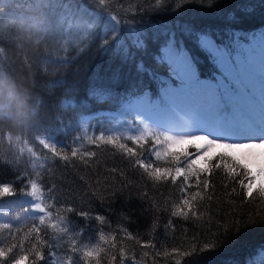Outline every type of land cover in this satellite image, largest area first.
I'll list each match as a JSON object with an SVG mask.
<instances>
[{"label": "trees", "instance_id": "16d2710c", "mask_svg": "<svg viewBox=\"0 0 264 264\" xmlns=\"http://www.w3.org/2000/svg\"><path fill=\"white\" fill-rule=\"evenodd\" d=\"M63 2L72 3V0ZM77 2L83 7L84 0ZM177 2L181 6L174 14L134 16L135 26L148 40V45L140 52L130 47L128 59L124 62L123 52L117 53L112 33L105 31L103 25L97 28L94 40H82L74 28L64 26L62 32L38 43L37 38L44 35L39 24L41 14L58 18L63 11L52 9L57 0H0V26L10 24L0 36V181L14 182L17 192L16 196L0 197V225L12 223L15 235L13 239L8 230L0 226V247L6 250L16 244L17 248L9 253L10 257L27 255V264H46V247L43 249L46 254L44 261H36L31 250L32 245L37 244V236L29 229L35 224L41 229V236L52 244L61 245L57 249L58 257L61 261L66 260L67 244L64 238L51 239L56 234L50 224L68 216L70 228L83 226L86 229L82 240L95 241L100 245V264H120L121 251L124 264H133V260L135 264H177V261L180 264H264V193L257 189L253 197H245V190L224 167L226 163L231 164L229 158L212 161L207 191L202 185L197 188L195 177H190L192 187L188 191H200L194 209L198 214L202 212L203 216L194 219L189 214L185 220L173 215L182 197L179 187L182 178L175 184L168 177L156 181L130 163L122 150L111 145L101 143L96 147L85 140L79 147L95 153L84 157L86 165L79 155L72 158L70 151L69 161L64 162L53 159L35 141L28 143L45 133L58 142L69 143L83 120L96 133L112 134L104 125L120 117L128 120L134 115L121 114L125 102L121 97L131 86L141 94L148 91L153 100L157 99L160 87L157 78H167L168 70L154 58L159 54V46L167 39L166 33L174 32L177 41L183 42L194 59L200 78L210 79L217 69L199 48L195 33H206L218 44L231 45L233 32L240 35L264 28V0ZM129 4L133 8L137 5L148 7L146 0H123L122 5L120 0H112L113 9ZM249 6H253L254 11H241ZM230 16L234 18L230 19ZM185 28H190L192 35L185 34ZM120 35L127 39V28L122 26ZM105 36L108 39L106 44L102 43ZM254 53H259L258 43ZM141 62L145 71L138 73L136 64ZM257 83L260 96V83ZM94 87L111 91L105 92L106 98L100 100L90 94ZM64 101H70V106L61 107ZM173 104L177 106L176 101ZM127 144L141 153L140 158L151 161L153 168L174 169L178 166L172 155H165L166 145L156 147L151 142L133 145L130 141ZM28 148H33L37 157H31ZM152 148L160 152L158 157L150 151ZM187 150L189 153L196 151L191 147ZM40 152L47 155V160L40 156ZM218 162L221 167L216 169L214 165ZM151 171L152 168L149 169ZM29 174H32V179L51 186L44 196L45 203L52 204V217H45L44 225H39L38 219L43 214L31 210V197L20 195L22 184L18 176L28 177ZM172 175H175L174 171ZM23 190L31 191L30 184ZM67 207H73L76 212L86 211L92 219L82 221L78 215L67 213ZM25 208L29 211L25 212ZM17 215L20 220L15 219ZM96 215H103L108 220L103 230L115 235V241L104 244L99 240L97 229L101 226L94 219ZM122 228L135 239H127ZM194 239L195 246L203 251L183 256L184 250L191 251ZM149 240H154L158 248L164 245L169 255L154 259L156 249L141 247ZM112 243L116 244L115 248L111 247ZM172 248L178 251L173 253ZM112 255L117 258L115 262L111 260ZM96 260L97 257H93L91 264H96ZM0 264L8 262L0 261ZM78 264L83 262L78 261Z\"/></svg>", "mask_w": 264, "mask_h": 264}, {"label": "snow or ice", "instance_id": "6c2138e0", "mask_svg": "<svg viewBox=\"0 0 264 264\" xmlns=\"http://www.w3.org/2000/svg\"><path fill=\"white\" fill-rule=\"evenodd\" d=\"M146 2H148L147 8H144L143 5L133 8L129 4L113 9L112 0H84L83 7L77 0H72V3L57 0V3L52 5V9L60 8L63 11L58 18L47 13L41 14L42 19L39 24L44 35L38 37L37 42L39 43L41 39H47L49 36L54 37L58 32H62L64 26L74 28L81 34L82 40L84 38L94 40L97 28L103 25L105 31H111L112 43L117 53L123 52V61L126 62L130 47H134L137 52H140L146 50L148 45V40L135 26L134 16L174 14L181 6L177 0H146ZM122 4L123 0H120V5ZM213 6L210 5V7ZM241 11L251 13L254 11V7H244ZM229 18L233 19L234 17L230 16ZM122 26L128 30L127 39L121 38ZM9 27L10 24L0 26V36ZM184 31L185 34L192 35L190 28H185ZM166 36L167 39L158 48L159 54L154 58L158 64L166 65L168 70L167 78H157L160 84L157 99L153 100L148 91L139 93L135 86L125 90L121 97L125 101L121 114L134 113L130 119L123 121V124L128 127L127 132L108 134L100 131L96 133L85 124L77 127L69 143L58 142L46 133L40 134L38 139L34 137L28 143L31 144L35 141L39 146H42L43 150H47L53 159L64 162L69 161L68 152L70 151L72 158L79 155L86 165L87 161L84 157L94 156L95 153L84 151L79 147L85 140L89 145L96 147H99L101 143L117 147L122 150L123 155L128 158L130 163L143 169L156 181L168 177L175 184L182 178L179 186L182 197L173 215L187 220L191 214L192 218L199 219L203 213L198 214L194 209V204L201 193L200 191L194 193L188 191L192 187L190 177H195L197 188L202 185L203 190L207 191L210 187L208 176L212 173V161L217 158L220 161L225 158L231 160V164L226 163L224 167L229 176L245 190L243 192L245 197H253V193L257 189L260 193H264V28L240 35L233 32L231 45L218 44L216 39L209 34L195 33V41L199 48L207 54L217 69L210 79L200 78L193 57L183 42L177 41L174 32L166 33ZM102 43H108L107 36ZM257 43L261 74L258 102L255 87L252 84L253 60ZM136 71L138 73L145 71L142 62L136 64ZM117 78L114 77V79ZM110 91V89L94 87L90 90V94L104 100L106 98L104 93ZM176 100L186 102V111L177 112L175 110L173 102ZM70 103V101H64L61 107L67 108ZM257 108H259V112ZM153 112L162 114L174 112L175 115L168 119H157L150 114ZM58 123H62V120H58ZM90 132L92 134H89ZM235 137L244 139L236 142ZM128 141L133 145H140L141 142H151L156 147L166 145L165 155H172L178 166L174 169H162L159 166L153 168L151 161L140 158L141 153L136 148L128 146ZM189 147L194 148L195 153H189L187 150ZM27 151L31 157H37L33 148H28ZM150 151L154 152L157 157L160 155V152L155 148ZM40 156H43L45 160L48 158L44 152H40ZM3 163H10V161H3ZM214 166L216 169L221 167L219 162ZM150 168L153 171L149 172ZM173 171L175 172L174 176L172 175ZM31 175L29 174L28 177L18 176L22 184L20 195L31 197V210L33 213L43 214L38 219L39 225H44L45 217H52V211H50L52 204H46L44 196V192L48 191L51 186L43 185L42 181L38 182L36 179H32ZM237 177L241 178L236 179ZM28 184L31 186V191H24L23 189ZM13 185L14 182L0 181V197L16 196L17 192ZM235 190V188L232 189L233 192ZM9 203L13 202L9 201ZM24 211L28 212L29 209L25 208ZM65 211L78 215L82 221L92 219L88 212L83 210L76 212L73 207H67ZM4 215L8 214L4 213ZM15 219L20 220L21 217L17 215ZM94 219L101 226L97 229L99 240L104 244L115 241V235L103 230L104 226L108 224V220L103 215H96ZM69 220L68 216H63L57 223L50 224L56 234L51 239L64 238L67 244L66 260L64 261L58 257L57 249L61 246L59 243L52 244L49 239L41 236V229L35 224L29 229V232H35L37 236V244H33L31 249L35 260H46L43 250L46 247V264H78V261H82L83 264H91L93 257H97L96 264H100L98 258L100 245L95 241L82 240L86 229L83 226L79 229L70 228ZM0 226L8 230L9 236L15 238L12 223H3ZM16 230L19 231L18 228ZM121 231L125 233L127 239H135L126 229L122 228ZM7 239L8 237H5V240ZM137 243L140 241L137 240ZM111 247L115 248L116 244L112 243ZM141 247L156 249L154 259L156 256L169 255L168 249L164 245L158 248L154 240L142 243ZM205 247H207V242ZM15 248H17L16 244H12L6 250L0 247V261H7L8 264H27L29 259L27 255L9 256V253H12ZM171 251L174 253L178 249L172 248ZM198 251H203V249L195 246L194 239L191 251L184 250L181 254L193 256ZM145 255L148 253L146 252ZM120 257V264H124L123 251L120 252ZM116 259V256L112 255L111 260L115 262ZM133 264H135L134 260ZM177 264L180 262L177 261Z\"/></svg>", "mask_w": 264, "mask_h": 264}, {"label": "rangeland", "instance_id": "374dc122", "mask_svg": "<svg viewBox=\"0 0 264 264\" xmlns=\"http://www.w3.org/2000/svg\"><path fill=\"white\" fill-rule=\"evenodd\" d=\"M254 57L255 59L253 60V71H252V84L254 85L255 87V94H256V100L258 102L259 100V89L257 87V84H256V80L259 81L260 83V80H261V74H260V71H259V53H254ZM260 86V84H259ZM176 107L175 109L179 112V111H186L187 109V104L185 101H181V100H176ZM151 115H153L155 118L157 119H168L172 116L175 115L174 112H169V113H166V114H162V113H159V112H153V113H150ZM123 121H125L124 118L120 117V118H117L114 122H112L111 124H107V125H104V127L106 128L107 131L113 133V132H127L128 131V127L126 124H123ZM86 124V121L83 120L82 123H81V126L85 125ZM236 142H239L240 140L244 139L243 137H235L234 138Z\"/></svg>", "mask_w": 264, "mask_h": 264}]
</instances>
